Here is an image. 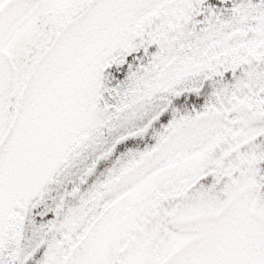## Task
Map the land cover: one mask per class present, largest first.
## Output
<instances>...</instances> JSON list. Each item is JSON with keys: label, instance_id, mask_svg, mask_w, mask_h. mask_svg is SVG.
Returning <instances> with one entry per match:
<instances>
[{"label": "snow or ice", "instance_id": "obj_1", "mask_svg": "<svg viewBox=\"0 0 264 264\" xmlns=\"http://www.w3.org/2000/svg\"><path fill=\"white\" fill-rule=\"evenodd\" d=\"M0 264H264V0H0Z\"/></svg>", "mask_w": 264, "mask_h": 264}]
</instances>
